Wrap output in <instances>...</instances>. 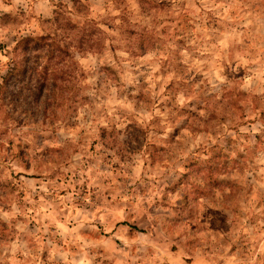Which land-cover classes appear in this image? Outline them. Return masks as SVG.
Segmentation results:
<instances>
[{
    "label": "clouds",
    "instance_id": "9594fccd",
    "mask_svg": "<svg viewBox=\"0 0 264 264\" xmlns=\"http://www.w3.org/2000/svg\"><path fill=\"white\" fill-rule=\"evenodd\" d=\"M0 264H264V0H0Z\"/></svg>",
    "mask_w": 264,
    "mask_h": 264
}]
</instances>
